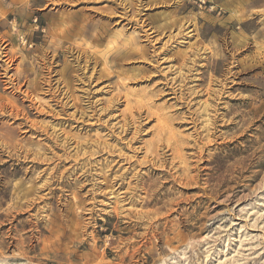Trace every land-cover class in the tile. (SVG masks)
Segmentation results:
<instances>
[{
    "label": "rangeland",
    "instance_id": "rangeland-1",
    "mask_svg": "<svg viewBox=\"0 0 264 264\" xmlns=\"http://www.w3.org/2000/svg\"><path fill=\"white\" fill-rule=\"evenodd\" d=\"M0 264H264V0H0Z\"/></svg>",
    "mask_w": 264,
    "mask_h": 264
},
{
    "label": "bare ground",
    "instance_id": "bare-ground-1",
    "mask_svg": "<svg viewBox=\"0 0 264 264\" xmlns=\"http://www.w3.org/2000/svg\"><path fill=\"white\" fill-rule=\"evenodd\" d=\"M18 111V110H17ZM167 119V118H166ZM168 120V119H167ZM207 122V121H206ZM192 123V121H186V124H190ZM191 126L187 127L190 128ZM211 132V131H210ZM199 133L196 132V137L195 139L197 140L199 135ZM198 135V136H197ZM195 140V141H196ZM187 141V136H181V138L175 136V132H170L167 137H166V145L169 146V147H172L173 149V152H174V155L175 157H178L180 158L181 156V153H180V149L182 148V146L186 143ZM171 142H173V144H171ZM186 145V144H185ZM187 146V145H186ZM204 146V145H203ZM204 148V147H203ZM184 162V161H183ZM121 194V193H119ZM131 194V193H130ZM133 196V195H132ZM121 198V197H120ZM128 198V197H127ZM131 198V197H130ZM30 206V205H29ZM116 207V206H115ZM117 208V207H116ZM145 217V216H144ZM88 219V218H87Z\"/></svg>",
    "mask_w": 264,
    "mask_h": 264
}]
</instances>
